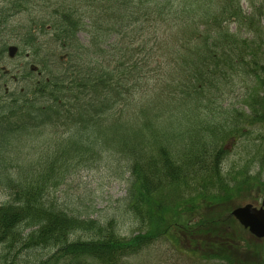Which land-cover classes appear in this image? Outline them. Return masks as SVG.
Listing matches in <instances>:
<instances>
[{
    "label": "trees",
    "instance_id": "1",
    "mask_svg": "<svg viewBox=\"0 0 264 264\" xmlns=\"http://www.w3.org/2000/svg\"><path fill=\"white\" fill-rule=\"evenodd\" d=\"M100 3L113 14L101 37L86 33L87 42H82L84 25L72 17L80 15L76 9L65 12V28L56 40L67 45V58H57V69L47 80L30 84L28 91L33 90L18 89L7 98L28 107L36 123L0 124V168L15 165L9 141H20L33 127L39 130L31 131V138L44 136L64 119L69 126L53 132L55 151L47 155L42 150L45 158L38 169L26 176L18 169L24 180L7 177L1 182L10 199L0 206V264H52L53 258L71 264H126L161 238L178 250L183 249L181 240L188 241L191 253L205 260L263 264L264 259H255L259 249L247 255L251 240L231 217L236 205L230 198L260 181L264 161L261 174L232 177L225 172L224 145L236 137V119L264 129V0ZM236 84L246 88L235 105L248 104L249 117L223 98ZM250 88L258 90L257 96L248 94ZM3 101L1 122L14 115L2 107ZM182 142L192 154L177 160L172 150ZM79 157L85 163L110 158L124 165L128 186L122 207L138 223L139 235L126 241L115 218L70 214L51 198L49 179L41 177L73 162L80 167ZM167 190L172 197L164 195ZM189 192L194 194L187 198ZM213 206L227 217L217 220L205 213L189 223L198 208L203 213Z\"/></svg>",
    "mask_w": 264,
    "mask_h": 264
},
{
    "label": "rangeland",
    "instance_id": "2",
    "mask_svg": "<svg viewBox=\"0 0 264 264\" xmlns=\"http://www.w3.org/2000/svg\"><path fill=\"white\" fill-rule=\"evenodd\" d=\"M254 1L257 2L259 0ZM243 4L246 11H249V2L244 1ZM106 6L109 5H101L100 0H0V101L4 100L2 104L4 109L8 108L11 112L14 111V115L11 118H7L3 122L0 119V124L22 125L27 123L34 125L36 123L31 116L32 111L27 113L28 107L23 106L20 108V104H15L12 100L8 103L7 98L18 89L24 91L26 88L27 92L33 90V87H31L32 89L28 91L30 84L33 82L39 83L42 78L47 80L52 75L51 73L57 69L55 66L57 58L62 61L67 58L63 50L66 49L67 45L63 47V44L56 40V36L65 28L62 24L64 13L67 11L72 12V9H76V13L80 16L74 17L71 15L79 23L80 27L84 25L85 32L80 33L79 38L86 43L88 38L86 33L94 34L98 37L102 33L103 28H107L108 24L112 23L109 17L113 16V14L110 12V8ZM10 46L18 48L14 59L9 58L8 48ZM4 47H6V50ZM51 54L54 57L57 56L54 60L52 58L47 60L46 56L50 57ZM45 60H47L46 63ZM4 70L9 74L5 73ZM5 74L8 75L3 78ZM56 75L62 76V73L57 72ZM237 79L239 78L236 77L235 80ZM241 86L243 87L240 89ZM245 88L246 86L244 85L236 84L231 87L232 91L230 93L227 91V95L223 98L227 100L229 105H235V103L241 101ZM250 91L248 94L257 96V89L250 88ZM250 95L248 99H250ZM27 99L31 100L29 94L26 93ZM22 100L18 101L21 103ZM11 105L14 108L7 107ZM247 106L249 105L240 103L238 106L235 105V108L242 110L245 116L249 117L251 111ZM236 120L232 128V133L236 137L224 145V150L226 151L224 160L225 172L230 173L232 177H238V172L247 175V177H255L257 173L261 174L258 168L264 161V129L258 123L251 124L244 119ZM56 126H51L46 132L47 134L38 138L36 136L31 138V131L34 133L39 130L33 127L34 130L30 129L29 134L25 138L22 137L20 141L14 143L9 141V146L11 145V149L15 152L13 157L15 162L12 160L15 165L0 168V206L7 203L10 199L9 190L1 182L5 181L7 177L13 180H24L22 176H26L25 173L28 175L30 170L39 168L37 163L45 158L43 149L48 151L47 155L55 151L53 143L56 139L53 132L62 131L69 124L64 119ZM192 149L194 152L195 149L193 147ZM172 154L177 160H184L192 153L190 146H185L184 142H182L180 145H174ZM103 159L85 163V159L79 157L80 167L75 168V163L73 162L68 167L57 168L55 172L45 173L43 171L45 176L41 178L49 179L51 198L55 199L70 214L89 216L91 219L100 221L115 218L119 224V234L128 241L130 238L139 235V225L122 207L128 186L127 175L125 174L126 169L122 163L113 159ZM27 160L30 162H26ZM17 163L19 165H16ZM4 169L9 170L6 171ZM18 169L24 171L22 176L18 173ZM259 180V182L253 184V187L247 186V192L234 194L230 198L232 199V205L252 202L260 205L264 199V176L262 177V174ZM193 194L194 192H189L186 197L190 198ZM164 195L172 197V192L167 190ZM162 197L163 200H167L166 197ZM217 210L218 207L213 206L212 208H204L202 210L203 213H200L201 211L198 208L194 213L195 220H191L189 223L198 222L199 216L201 217L205 213H209L217 220L227 217V213L221 212L223 210ZM245 237L251 240V246L253 247L250 252L246 251L249 252L247 255L250 256V254L255 253L259 249L261 254L256 255L255 259L261 258L263 260L264 240L260 242L254 240L252 236ZM181 241L183 242L181 245L183 249L178 250L171 241L161 238L131 257L126 264H239L238 259H228L226 262L205 260L200 253L196 255L191 253L193 251L190 250L191 244L188 241ZM37 253H41L44 256L50 254L49 250H39ZM23 254L26 255L25 252ZM18 255V257H26ZM229 257L232 258V256ZM82 259L88 262L91 258ZM52 260V264H71L68 259L53 258ZM260 262L262 263V261ZM21 263L24 264V260ZM82 264H84L83 261Z\"/></svg>",
    "mask_w": 264,
    "mask_h": 264
},
{
    "label": "water",
    "instance_id": "3",
    "mask_svg": "<svg viewBox=\"0 0 264 264\" xmlns=\"http://www.w3.org/2000/svg\"><path fill=\"white\" fill-rule=\"evenodd\" d=\"M18 49L16 47L9 48V55L14 58ZM264 206V203H263ZM233 216L238 222L250 233L259 239L264 238V208L257 209L252 205L237 208L233 211Z\"/></svg>",
    "mask_w": 264,
    "mask_h": 264
}]
</instances>
